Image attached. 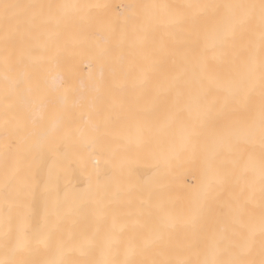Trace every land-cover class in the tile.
<instances>
[{
	"label": "bare ground",
	"instance_id": "6f19581e",
	"mask_svg": "<svg viewBox=\"0 0 264 264\" xmlns=\"http://www.w3.org/2000/svg\"><path fill=\"white\" fill-rule=\"evenodd\" d=\"M5 2L107 4L105 19L119 18L121 23L112 31H100L83 7L54 15L19 43V62L7 80L0 43V239L15 227L19 211L3 193L5 176L16 161L33 174L29 198L33 227H52L55 222L65 237L95 232L99 239L115 221L117 227L126 225L122 250L134 231L132 222H148L163 239L133 258L141 264L188 256L192 245L202 244L207 235L227 225L225 244L234 231L251 229L258 259L264 244L259 183L264 145L257 132L241 139L233 150L221 152L207 135L209 128L223 123L222 110L235 121L247 118L246 101L225 107V98L226 89L245 83L249 36L241 30L234 40L216 42L209 28L205 40L203 29L187 19L177 22L173 13L190 16L196 10L184 8L187 4L259 0ZM164 4L170 7H122ZM120 13L139 20L125 25ZM6 88L13 103L7 111ZM250 104L258 112L259 87ZM13 117L22 118L19 126ZM5 119L10 120L7 126ZM249 157L255 161L256 183L253 198L245 204L253 175L244 174ZM241 205L243 227L234 222ZM4 258L0 248V259ZM117 258L124 259L122 251ZM67 259L83 258L71 253Z\"/></svg>",
	"mask_w": 264,
	"mask_h": 264
},
{
	"label": "snow or ice",
	"instance_id": "6c2138e0",
	"mask_svg": "<svg viewBox=\"0 0 264 264\" xmlns=\"http://www.w3.org/2000/svg\"><path fill=\"white\" fill-rule=\"evenodd\" d=\"M87 8L90 23L96 25L100 31H112L121 23L118 18L113 21L105 19L110 8L107 4L95 5H20L0 0V43L4 45L3 66L5 79L7 73L14 70L19 62L17 48L19 43L27 38L33 30H38L51 22L54 15L66 13L68 9ZM126 10L131 8H163L168 9L169 5H124ZM187 9H195L190 16H183L180 13H173L177 22L187 19L193 26L204 30V39H208V29L211 28L216 42L234 40L241 30L247 32L249 39L246 48L245 60V83L242 88L233 90L226 89L225 107L229 103H238L241 99L246 101L247 118L243 121H235L229 118L226 111L222 110L223 123L219 127H211L207 135L214 138L223 150H233L241 139H250L257 132L261 144L264 145V0L258 3H194L183 6ZM44 9H47L45 13ZM55 9V13L53 10ZM38 10V11H36ZM122 22L136 24L139 17L129 16L120 13ZM258 42V47H257ZM19 81L16 87H19ZM259 87L260 104L258 112L250 104L252 93ZM243 91V97L238 93ZM6 111L13 108L12 92L6 88L4 92ZM19 126L20 117H13ZM10 123L5 119V125ZM240 125L241 128H238ZM7 147V146H6ZM220 153L218 152L217 155ZM251 171L252 177L248 181L249 194L244 198L247 204L254 196L256 183L255 161L249 157L245 165L244 174ZM223 179V178H221ZM259 183L261 199L264 201V154L259 159ZM33 187V174L31 170L22 169L18 162L14 161L10 173L5 176L3 193L6 198L15 201L19 211L16 214V225L4 233L0 239V248L4 250V259L0 264H137L133 259L137 255L149 252L157 242L163 239V234L148 222L136 220L132 222L134 231L123 241V249L119 247L122 243L121 237L125 232L126 225H113L106 230L103 236L97 239V234L81 232L75 237H65L52 222V227H33L32 214L29 198ZM211 188V183L208 185ZM51 193L54 188L51 186V173L49 174V188ZM244 208H238L235 223L243 227ZM261 224L264 225V214L261 215ZM174 227V225H172ZM227 225L219 232L207 235L202 244L197 242L191 246V254L183 258H163L143 261L141 264H264V244L261 245L259 258L254 253L252 239L254 233L249 229L247 232H233L234 238L229 239L225 244V233ZM264 233V228H262ZM122 254L124 259L117 257ZM76 253L83 259L71 262L68 255ZM36 257V258H33ZM42 257V258H40Z\"/></svg>",
	"mask_w": 264,
	"mask_h": 264
}]
</instances>
